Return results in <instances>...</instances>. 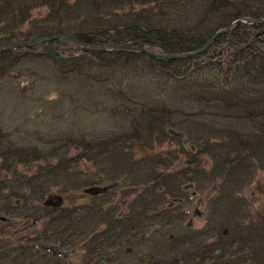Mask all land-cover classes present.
I'll use <instances>...</instances> for the list:
<instances>
[{
	"label": "trees",
	"instance_id": "16d2710c",
	"mask_svg": "<svg viewBox=\"0 0 264 264\" xmlns=\"http://www.w3.org/2000/svg\"><path fill=\"white\" fill-rule=\"evenodd\" d=\"M260 19L264 0H0V46L75 40L0 51V98L5 83L26 98L17 81L30 82L41 123L0 125V264H68L51 252L69 249L79 264H127L133 245L138 264H264V214L244 198L264 173V23L247 25ZM234 23L193 58L159 57L196 53ZM119 46L159 56L106 51ZM99 184L132 188L121 206L107 194L43 206ZM197 194L206 224L183 229Z\"/></svg>",
	"mask_w": 264,
	"mask_h": 264
},
{
	"label": "rangeland",
	"instance_id": "374dc122",
	"mask_svg": "<svg viewBox=\"0 0 264 264\" xmlns=\"http://www.w3.org/2000/svg\"><path fill=\"white\" fill-rule=\"evenodd\" d=\"M15 43H11V44H5L7 45H12ZM2 47V46H0ZM144 48V47H143ZM125 49V48H124ZM10 50H24V48H14V49H10ZM119 50V49H118ZM152 52H154L153 50H151ZM60 52V51H59ZM155 53V52H154ZM168 56V55H167ZM186 56V55H183ZM188 59V58H187ZM166 60H172V59H166ZM20 83V88L24 89L25 94L27 95L26 98L22 97V95H19L18 93H16L15 91H13V89L11 90L10 86L5 83L3 85V94L0 98V125L4 128V130L9 131V132H23L29 130L28 132H34L37 130V127L40 126L41 123L39 122H35V117L38 113V111L40 110L39 106L38 108L34 107L33 103V107H34V113H30L29 107L32 104V100L34 97L33 94V90L31 88V83L27 82L24 83V81H17V83ZM24 95V94H23ZM39 95H36V98ZM24 98V99H23ZM54 102L57 101V95L54 94L51 97ZM38 109V111H37ZM106 127L110 128L112 125L111 124H105ZM18 128V130H17ZM26 128V129H24ZM24 129V130H23ZM142 145V143H138V145ZM138 145H135L133 149H135V153L137 154V149L140 147H138ZM146 151L143 155L144 156H148L151 150H157L159 149V151H166L168 149V144H164L161 147L159 146L158 149L154 148V149H150ZM152 152V151H151ZM206 163L207 166L206 167H210L211 163L210 161H208L206 159ZM37 166V165H35ZM34 166V167H35ZM207 168L206 171H208L209 169ZM25 171H28L27 168L24 169ZM264 179V173H261L258 178H257V183L254 184L252 186V188H250L249 190H246L244 192V198L245 200L251 204V208L250 210H252V213L254 216L258 215H263L264 214V193L260 191H258V186L260 185V183L262 182V180ZM99 187H109V186H113L112 184H99ZM132 185H129V187H125V185L123 186H117V187H113L112 189H110L109 191L106 192V194L108 195V199L110 200H114V203H117L121 206V202H123L122 200H124V196H126L127 191L131 190ZM52 194H58V196L63 197L64 199V204H61V206H63V208H71L73 207V204H82V203H88L90 199V196L84 195L83 194V190L80 192H74L73 195L76 198L75 201L70 200L71 196H64L61 195L59 193H52ZM100 194V193H99ZM105 193H101L100 196L106 195ZM189 195H191V193H189ZM198 195V194H197ZM198 200H197V206L193 209L194 213L193 216H191V218L187 219L185 221V223L183 224L182 228L186 229L187 227L190 228L192 227L190 230L195 231V230H199L201 228H203L205 226V219L203 216H206V211H207V206H206V200H204V198H202V195H198ZM205 201V203H204ZM17 203L20 204V201H18ZM129 212H126V214H128ZM206 218V217H205ZM6 221V220H5ZM20 234L21 232H15V228L12 225L9 228V233H8V241H10L12 244L14 245H21L24 243V241L22 240L23 236L22 234ZM21 237V238H20ZM20 238V240H19ZM22 241V242H21ZM166 243L168 241H165ZM131 248L133 249V253L132 256L134 258H132V256H130L128 259H126V263L129 264L131 261L136 262L137 264L140 262L139 259V255H138V250L136 249L135 245L131 246ZM114 250V249H111ZM66 251V250H64ZM117 251V250H116ZM116 251L114 252V254H116ZM131 249L127 250V254L131 253ZM69 252V253H68ZM52 256L55 257H62L63 260L68 259L69 263L68 264H79V259L81 256V251L79 252V249L77 250H73L69 249L66 251V253H61L59 250H53L51 252ZM147 255L149 254L148 252L146 253ZM200 255H203L202 253ZM116 258V257H114ZM199 258V257H198ZM36 261L35 259L30 260V263ZM123 262V261H122ZM133 262V264H134Z\"/></svg>",
	"mask_w": 264,
	"mask_h": 264
},
{
	"label": "water",
	"instance_id": "95a60500",
	"mask_svg": "<svg viewBox=\"0 0 264 264\" xmlns=\"http://www.w3.org/2000/svg\"><path fill=\"white\" fill-rule=\"evenodd\" d=\"M264 20H260V21H255L253 23H250V24H254L256 25L257 23H261L263 22ZM234 28V26L228 30L227 32H220V33H217L214 37H212V39L206 44V46L204 47V49L196 52V53H193V54H188L186 56H177V57H173V56H164L165 59H187V58H193L201 53H203L210 45H212V43L219 37L221 36L222 34L224 33H230L232 31V29ZM73 40V37L71 36H57V37H52V38H46V39H42L38 42H46V41H54V40ZM28 44H12V45H7V46H3V47H0V51L2 50H6V49H14V48H23V47H27ZM117 49L119 50H123L124 48L123 47H118ZM134 51H141L143 53H147L146 50L144 49H133ZM56 55V52L55 51H50L48 52V55ZM148 55H151L150 53H147ZM61 58H63L61 56ZM89 193V194H92L94 196H97L99 195V193H104L105 192V189H98V188H92V189H89L87 191H85V193ZM86 193V194H87ZM57 200V203H53V201ZM61 204V199L60 198H50L46 203H45V206L47 207H58L60 206Z\"/></svg>",
	"mask_w": 264,
	"mask_h": 264
},
{
	"label": "bare ground",
	"instance_id": "6f19581e",
	"mask_svg": "<svg viewBox=\"0 0 264 264\" xmlns=\"http://www.w3.org/2000/svg\"><path fill=\"white\" fill-rule=\"evenodd\" d=\"M256 25H258V24H256ZM251 26H253V25H251ZM24 173H26V171H24ZM95 188H98V189H103L104 187H99V186H95ZM87 190H89V189H87ZM86 190V191H87ZM87 193V192H86ZM83 193L84 195H87V196H90V197H94V195H92V194H89V193ZM63 204H64V199H62V201H61ZM53 203H57V200H55V201H53ZM101 264H106V263H101Z\"/></svg>",
	"mask_w": 264,
	"mask_h": 264
}]
</instances>
